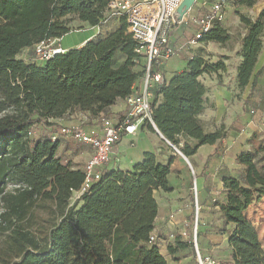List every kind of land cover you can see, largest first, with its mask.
<instances>
[{
    "label": "trees",
    "instance_id": "16d2710c",
    "mask_svg": "<svg viewBox=\"0 0 264 264\" xmlns=\"http://www.w3.org/2000/svg\"><path fill=\"white\" fill-rule=\"evenodd\" d=\"M259 1L236 4L253 8ZM107 7L108 0H0V237L5 238L0 264H168L162 248L150 242L159 209L154 193L171 191L168 165L147 153L132 171L101 169L100 179L71 203L86 179L84 169L58 157L59 138L34 135L75 110L95 119L109 115L110 107L143 81L146 61L136 52L139 45L124 19L114 31L43 66L19 58L26 49L70 34L74 18L100 26ZM237 16L245 31L237 80L245 89L252 79L254 87L261 73L255 75L264 48V10L255 21L240 12ZM232 40L216 22L198 42L225 46ZM227 59L212 63L193 57L186 70L152 89L153 121L186 157L227 137L224 127L206 132L199 119L207 93L201 77L224 71ZM253 145L236 157L242 173L223 178L226 200L219 207L229 227L223 232L231 256L219 264H264L258 230L247 217L250 207L264 199V140L258 148ZM192 247L176 236L167 251L179 259Z\"/></svg>",
    "mask_w": 264,
    "mask_h": 264
},
{
    "label": "crops",
    "instance_id": "0c3cea01",
    "mask_svg": "<svg viewBox=\"0 0 264 264\" xmlns=\"http://www.w3.org/2000/svg\"><path fill=\"white\" fill-rule=\"evenodd\" d=\"M217 0H201L202 8L193 10L190 15H201L211 8ZM209 8L206 10V3ZM205 9V11H204ZM197 11V13L195 12ZM240 13H244L241 11ZM191 15V16H192ZM232 35L230 28L241 26L240 18L227 8L226 19L222 23ZM117 22H111L106 26L90 27L81 23L80 31H72L62 39L55 40L58 46L67 51L81 48L87 42L98 35H106L118 27ZM243 35L245 31H243ZM195 37V30L187 29L186 26H177L171 34V41L177 50V55L166 62L161 68V73L166 80H170L176 74L187 69L189 61L196 56H202L212 63L219 61L220 57H227L225 60L226 69L210 75L201 77L202 83L207 89L205 96V110L199 116L204 129L212 133L222 127L227 131V137L214 145H203L199 147L196 154L186 157L179 155L170 147L156 132L148 126H142L135 136H123L121 141L113 148L110 162L102 170L132 171L133 168L144 160L147 153L153 154L157 161L170 167L168 181L171 191H155L158 202V216L155 220L154 234L162 238L170 236H181L185 225L186 231L193 224L194 207L192 198V186L195 180L200 192V238L203 241H212L214 234H217L218 227L225 226L219 204L226 200V191L223 184L224 177H237L243 167L238 163L236 157L243 151L250 150L257 139L264 140V55H260L255 75L259 71L256 84L254 80L245 89H240L237 80V69L241 62L238 59L236 65L231 66L232 56L220 44L201 43L191 41ZM32 49H26L19 56L27 63H35L38 66L46 62L30 55ZM240 50V45L236 52ZM138 84L137 89L141 87ZM126 108L124 100H118L108 110L109 115H119ZM55 126L52 128L42 127L34 131L35 136L41 134H58L60 148L58 157H65L72 164L74 169H84L87 161L93 153V148L88 144H78L61 136L62 127L86 125L92 128H100L98 119L89 113L79 110L68 113L64 118L51 121ZM52 132V133H51ZM255 137V138H254ZM184 143V141H182ZM182 146V144H181ZM180 150V147H177ZM77 149L79 150L78 152ZM181 151V150H180ZM194 175V176H193ZM195 177V178H194ZM214 199L218 202L215 203ZM174 216V224H170V217ZM229 228V227H226ZM189 241L187 239H184ZM173 240H171L172 242ZM228 244V239L226 237ZM229 246V245H228ZM167 245H163L165 249ZM206 251V249H204ZM166 252V249H165ZM168 253V252H167ZM231 254V250H230ZM194 256L187 264H197Z\"/></svg>",
    "mask_w": 264,
    "mask_h": 264
},
{
    "label": "built area",
    "instance_id": "2783aa9c",
    "mask_svg": "<svg viewBox=\"0 0 264 264\" xmlns=\"http://www.w3.org/2000/svg\"><path fill=\"white\" fill-rule=\"evenodd\" d=\"M184 0H108V7L105 19L98 28L106 26L111 22L119 24L124 19L130 33L139 47L136 52L146 61V75L140 88H135L133 93L125 100L126 108L119 115H103L98 119L100 128L86 127L83 125L75 127H62L60 134L66 139L73 140L80 144H88L93 148V153L87 161L84 172L86 179L82 188L74 193L76 199L80 198L90 185L100 179V170L110 162L113 148L121 141L123 136H135L142 126L153 128L161 138L174 149L179 155L183 153L158 131L153 121V100L152 92L156 84L164 81L163 75L156 71L161 69L167 61L177 55V50L171 41V34L177 26H186L189 22L196 27L195 37L191 43L198 42L216 22L223 23L226 19V12L230 0H217L204 14L191 16L190 12L181 20L177 10ZM50 43H40L32 48L30 52L35 57L47 62L53 56L64 53L58 45L55 47ZM58 134L51 135V140L56 141ZM186 158V157H185ZM194 176V175H193ZM195 178V177H194ZM20 186H11L10 189ZM192 198L194 207V218L192 236L188 235L185 225L181 237L189 240L194 246L198 257V264H218L213 260H203L198 249V232L200 228V192L197 185L193 183ZM217 203L218 200L214 199ZM170 224H174V216L170 217ZM175 236L162 238L156 234L150 236V242L157 243L161 248L168 245Z\"/></svg>",
    "mask_w": 264,
    "mask_h": 264
},
{
    "label": "rangeland",
    "instance_id": "374dc122",
    "mask_svg": "<svg viewBox=\"0 0 264 264\" xmlns=\"http://www.w3.org/2000/svg\"><path fill=\"white\" fill-rule=\"evenodd\" d=\"M236 1L237 0H230L229 5H228V9L231 12H233L235 15H237L241 11H244L243 14L250 17L253 21L257 20L260 13L264 10V0H260L259 3L257 5H255L253 8L240 7L238 4H236L237 3ZM205 3L207 6L205 9L207 10L209 8V2H205ZM202 6H203V3L201 2V0H197L196 4L193 6V8L190 12H193V10L199 11V9L202 8ZM205 9H204V11H205ZM197 11H195V12L197 13ZM192 16H194V15H192ZM70 27L73 29V31H80L82 29L81 23L76 18H74L72 20ZM186 27H187V29L189 28L191 30L196 29L195 25L191 22H189V24L186 25ZM242 28H243L242 26L236 28L234 25H232L230 30L232 33L233 40L229 44L225 45V47H224L227 51H230V54L232 56L231 66L236 65L238 59L240 58V55L238 53L239 51L236 52V50L238 48V45H240V43H241V38H242V35L244 33L243 32L244 30ZM263 42H264V37H263ZM57 45H58V43H54L55 47ZM262 53L264 55V48H263ZM30 55H33V53L31 52ZM137 71H141V67H138ZM83 126H86V125H83ZM69 127H75V126H69ZM40 128H42V127H39V129ZM262 140H263V138L261 139V141H254L256 148H258L261 145ZM76 200L77 199L73 196L71 203H74ZM41 214L43 215L42 212H41ZM247 217H248V219H250L253 222V224L257 228L260 240H261L263 248H264V199L260 203L254 204L252 207H250V209L247 212ZM192 227H193V224L189 228L191 230V233H189L191 236H192V229H191ZM224 228H225L224 226L218 227V232H217V234H214V238H212L211 242L210 241H203V243L205 244V248H203V244L201 242L200 228H199L197 242H198L199 253H200V256L203 260L209 259V260H213L219 264L222 261H228L230 259L231 248L227 244V241H226L227 236L223 232ZM191 236L189 237L190 238L189 242L192 241L193 236H192V238H191ZM4 240H5L4 237H0V246L3 244ZM165 249H166V252H165ZM165 249H161V250H162V254L167 258L168 264H187V259L190 260L194 254H195L194 260L198 262V257H197V254L195 252L194 247H192V249H188L187 251L180 252L178 257H177L179 259H175L174 256L169 255L167 253L168 252L167 247ZM204 249H206V251H204ZM189 264H191V263H189Z\"/></svg>",
    "mask_w": 264,
    "mask_h": 264
},
{
    "label": "water",
    "instance_id": "95a60500",
    "mask_svg": "<svg viewBox=\"0 0 264 264\" xmlns=\"http://www.w3.org/2000/svg\"><path fill=\"white\" fill-rule=\"evenodd\" d=\"M197 0H184L179 6L177 13L179 15V20L183 19L196 4Z\"/></svg>",
    "mask_w": 264,
    "mask_h": 264
}]
</instances>
